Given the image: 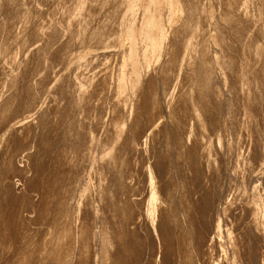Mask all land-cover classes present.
<instances>
[{
    "label": "bare ground",
    "instance_id": "obj_1",
    "mask_svg": "<svg viewBox=\"0 0 264 264\" xmlns=\"http://www.w3.org/2000/svg\"><path fill=\"white\" fill-rule=\"evenodd\" d=\"M58 1L62 16L33 27L32 74L18 73L25 31L0 45V264H264V95L247 76L264 85L259 44L257 65L224 52L220 4L212 23L204 0H115L98 25L99 0ZM226 176L250 188L239 214Z\"/></svg>",
    "mask_w": 264,
    "mask_h": 264
},
{
    "label": "rangeland",
    "instance_id": "obj_2",
    "mask_svg": "<svg viewBox=\"0 0 264 264\" xmlns=\"http://www.w3.org/2000/svg\"><path fill=\"white\" fill-rule=\"evenodd\" d=\"M56 1V2H55ZM66 1H68V2H66V3H68V5L67 6H69L70 5V7L73 5V1L72 0H66ZM70 1L72 2V3H70ZM105 1V2H104ZM107 1H108V3H107ZM195 2H197V0H194ZM201 1V2H200ZM200 1H198L196 4L197 5H199L200 3H202L203 1L202 0H200ZM215 1H216V4H215ZM224 0H220V2H219V0H212V2L214 3H210L211 2V0H204V2L206 3V7L207 6H209V7H207V10H208V8H209V10H208V12L211 10L212 12H210V14L211 15H208V16H210L211 18L209 19V21L211 20V19H213L214 20V22H215V19L219 16L220 17V15H221V17L222 16H225V18H226V16H228L229 17V15H230V18L229 19H231V20H226L224 17H222L225 21H223V23L225 22V25L223 24V23H221L222 21L221 20H219V17H218V19H216V25H215V23H213V21H210V22H212L214 25H212V26H215V28L216 27H219L220 29L216 32L215 31V29H214V27H212L211 26V28H213V30L211 29L210 30V27H208L209 25H211L212 23H208L207 21H208V18L209 17H207V20L205 21V19H203L204 21H205V23H207L206 25L204 24V21H202L203 22V24H204V31L206 30L205 29V26H206V28L207 29H209V31H207L208 33H211L212 31L214 32V34L215 33H221V35H222V32H223V34L226 36H224V35H222V36H224L225 38H223L224 39V41H223V39L221 38V35H219V37L221 38V39H219V37H218V40H219V42H220V40H221V42L223 41L224 43H221V44H219L218 43V45H220V46H225V43H228L229 42V47H231V48H229V50L227 49V46H228V44L225 46L226 48L225 49H227V51L226 50H224V52H228V51H231L233 54H234V52L233 51H235V55L234 56H236V54L238 55L236 58V60H237V62H240L241 60L242 61H244V58L242 59V57H243V54H242V49L243 48H245L244 49V51L246 52V53H248L247 51H250L251 52V50H252V55L250 56V58H251V60L252 61H254V63H256V65L257 64H260V65H258L257 66V68H259V70H260V68L262 67V66H264V57L263 58H261L260 59V57H257V56H254V54H253V49L256 47V46H254L255 44H259L258 46L259 47H261L262 48V50H263V54H264V24H262V23H264V16L262 17L263 19H261V16H262V14H264L263 12H262V9H263V7H264V0H261V3H262V5H261V3H259V0H255L256 1V3H257V5H255L256 3H254V2H252V0H250V2H249V13L247 12L246 14L244 13V11H246V10H243V11H241L242 12V14H240V10H242V9H239L241 6H238V3H236V2H238L237 0H230L231 1V3H230V1L228 2L227 0H225L224 2H223ZM235 1V2H234ZM21 2H23V3H21ZM57 2H59L58 0H14V1H12V0H0V27H3V28H0V40H1V42H0V45H2L3 47V49L6 51V47H8V48H12V47H15V45L13 46V44H15L14 42L16 41V40H18V38H19V36H21V34H23L24 33V31L26 32L25 33V36L26 37H28V39H29V41H31L30 43L28 42L27 43V47H28V51L26 50V53L28 52V54H30V55H32L33 56V59H32V56H30V55H28L27 54V56H26V59H28V61H26V62H28L27 64H28V66H29V68L27 67V64H26V68H25V64H24V62H22L23 64H21V66H22V68H21V66L18 68V66H19V64H17V68H18V73H20L21 74V77L23 78V77H25V74L24 73H26V76L28 77L29 75L28 74H32L31 72L32 71H30V70H32V68L34 67V63H36V61H37V58H36V55L34 56V54H33V49L32 48H34V46L37 44H35V43H33V41H35V37H34V34L32 33V30L35 28L34 26H36L39 22H40V19L41 20H45L44 18H49V16L51 17V13H52V11H53V13H56V14H58L59 15V17H61L62 16V12L61 11H59V13L58 12H56V11H58V7L56 8V5L58 6V3ZM200 2V3H199ZM203 2V3H204ZM223 2V3H222ZM232 2H234V3H232ZM2 3V4H1ZM115 3V0H99L98 2H96V6H95V13H94V16L95 17H93L94 19H93V21H95V22H93L95 25H98V23H102L103 21H102V19H104L105 21H106V14H107V18L108 19H110V20H113V18H112V16L111 17H109V14H111V12H112V10H113V4ZM217 3L218 4H220V5H218L219 7H218V9L220 8L221 9V12H219L220 14L218 15L217 14V12L214 14V11H215V9H217ZM225 3H229L230 5L232 4L234 7L233 8H235V5H236V8H238V10H239V13H238V10H236V8L234 9V10H232V12H231V9H233V8H229V6L230 5H227L226 4V6L229 8H226L223 4H225ZM253 3V4H252ZM23 4V5H22ZM39 4V5H38ZM44 4V5H43ZM56 4V5H55ZM72 4V5H71ZM107 4V5H106ZM195 4V3H194ZM196 4H195V6H196ZM210 4L212 5V6H210ZM252 4V5H251ZM26 5V6H25ZM55 5V6H54ZM88 5H90V2L88 3ZM213 5H214V8H213ZM216 5V6H215ZM231 5V6H232ZM240 5V4H239ZM255 5V7H253ZM260 5H261V7H260ZM21 6V7H20ZM53 6L56 8V10H55V8L53 9ZM108 6V7H107ZM200 6V8H201V6H202V4H200L199 5ZM199 6H197V7H199ZM221 6V7H220ZM251 6V7H250ZM3 7V8H2ZM73 7V6H72ZM111 7H113L112 8V10H111ZM196 7V8H197ZM225 7V8H224ZM19 8V9H18ZM103 8V9H102ZM214 9V11H213V9ZM252 8H254V10H252ZM257 10H256V9ZM25 9V10H24ZM72 9V8H71ZM219 9V10H220ZM223 9H226L225 11H226V13H227V11H228V15L225 13V12H223L224 10ZM244 9V8H243ZM259 9V10H258ZM99 10V11H98ZM111 10V11H110ZM198 10V11H197ZM251 10H252V12H251ZM264 10V9H263ZM20 11V12H19ZM51 11V12H50ZM100 11H102V12H100ZM108 11V12H107ZM195 11H197L198 13L201 11H199V9H194V15H196L197 16V14L198 13H196L195 14ZM216 11H218V10H216ZM230 11V12H229ZM233 11H237L236 12V14L233 12ZM253 11H257V13H254ZM260 11V12H259ZM7 12H8V14H7ZM24 12V13H23ZM31 12V13H30ZM50 12V13H49ZM98 12H99V14H98ZM110 12V13H109ZM250 12H251V14H250ZM258 12H259V14H258ZM262 12V13H261ZM23 13V14H22ZM52 13V16H56V14H53ZM109 13V14H108ZM222 13H224L223 15H222ZM230 13H232V14H230ZM234 13V14H233ZM244 13V14H243ZM19 14V15H18ZM34 14V15H33ZM66 15H67V13H65ZM96 14V15H95ZM113 14V13H112ZM249 14V15H248ZM253 14H258V15H254V16H252ZM105 15V16H104ZM199 15V14H198ZM216 15V16H215ZM218 15V16H217ZM233 15V16H232ZM235 15V16H234ZM261 15V16H260ZM2 16V17H1ZM4 16V17H3ZM21 16V17H20ZM27 16H28V18H27ZM43 16V17H42ZM239 16H241V17H239ZM252 16V17H251ZM34 17V18H33ZM216 17V18H215ZM247 19H246V18ZM250 17V18H249ZM257 17V18H256ZM39 18V19H38ZM43 18V19H42ZM99 18V19H98ZM249 18V19H248ZM254 18V19H253ZM8 19V20H7ZM228 19V18H227ZM235 19V20H234ZM241 19V20H240ZM15 20V21H14ZM17 20V21H16ZM30 20V21H29ZM39 20V21H38ZM217 20H218V22H220L219 24L217 23ZM240 20V21H239ZM243 20V21H242ZM253 20V21H252ZM261 20V21H260ZM104 21V22H105ZM228 21V22H227ZM252 21V22H251ZM260 21V22H259ZM263 21V22H262ZM2 22V23H1ZM6 24H5V23ZM12 22V23H11ZM27 22H29V23H27ZM36 22V23H35ZM98 22V23H97ZM232 22H234V23H232ZM236 22V23H235ZM241 22V23H240ZM245 22H247V23H245ZM255 24H254V23ZM9 23H11V24H9ZM27 23V24H26ZM229 23H230V25H229ZM243 23V24H242ZM252 23V24H251ZM32 24V25H31ZM226 24H227V26H226ZM239 25V27L238 28H240V27H242V28H240V29H238V28H236V26L237 25ZM241 24V25H240ZM9 25V26H8ZM28 25V26H27ZM208 25V26H207ZM224 26V28H222L221 29V27H223ZM236 25V26H235ZM245 25V26H244ZM247 25H249V26H247ZM7 26V27H6ZM18 26V27H17ZM94 26V25H93ZM225 26H226V28H225ZM254 26V27H253ZM262 26V27H261ZM34 27V28H33ZM235 27V28H234ZM248 27H250V28H248ZM257 29H256V28ZM14 28V29H13ZM24 28V29H23ZM246 28H248V29H246ZM255 28V29H254ZM4 29V30H3ZM104 29V28H103ZM106 29H108V26H107V28ZM106 29H104V30H106ZM232 29H234V32L232 31L231 32V30ZM236 29V30H235ZM244 30V29H246V31L244 32V31H241V30ZM260 29H262V31L260 30ZM16 30H17V32H16ZM29 30H31V31H29ZM247 30H248V34H244V33H247ZM255 30V31H254ZM257 30H259V31H257ZM225 31V32H224ZM235 31H239V32H241V33H243L242 34V37L240 38V34H238V33H236ZM249 31L250 32H252L251 34H249ZM8 32H9V34H8ZM15 32V33H14ZM32 34H31V33ZM213 32H212V34H213ZM229 33V34H228ZM13 34V35H12ZM29 34V35H28ZM232 34V35H231ZM260 34V35H259ZM7 35H9V36H7ZM16 35V36H15ZM237 35H239V38H238V36ZM248 35H251L252 37H250V38H252L251 40L253 41L254 40V42H252V43H250V39H249V36ZM253 35H255V36H253ZM263 35V36H262ZM4 36V37H3ZM7 36V37H6ZM235 36V37H234ZM10 37V38H9ZM15 37V38H14ZM18 37V38H17ZM228 37V38H227ZM248 37V39H249V41L247 40H245V38H247ZM5 38H6V40H5ZM237 38H238V40H237ZM244 38V39H243ZM4 41H3V40ZM14 39V40H13ZM33 39V40H32ZM59 39H61V41L63 40H66V36L62 39V37L61 38H59ZM59 39L58 40H56V43H60V44H62V42L61 41H59ZM226 39V40H225ZM228 39H230V40H228ZM260 40V42L259 41H256V40ZM237 40V41H236ZM245 40V41H244ZM263 40V41H262ZM76 43H75V42ZM225 41H227V42H225ZM231 41V42H230ZM242 41V42H241ZM3 42H4V44H3ZM218 42V41H217ZM239 42V43H238ZM243 42H247L246 44L248 45V50H247V47L245 46L244 47V45H246L245 43H243ZM248 42L251 44H248ZM256 42V43H255ZM11 43V44H10ZM54 44L55 46L57 45V47L60 45H58V44ZM75 43V44H74ZM211 43H212V41H211ZM210 43V44H211ZM231 43L233 44L232 46H234V47H232V46H230L231 45ZM237 43V44H236ZM242 43V44H241ZM73 44V45H72ZM72 47L74 48V49H76V50H74V51H78L79 50V48L78 47H80V42L78 43L77 41H76V39L74 40L73 39V42H72ZM80 44V45H79ZM214 44H216V46L219 48L220 46H218L217 45V43H215L214 42ZM213 43H212V47L213 46H215ZM244 44V45H243ZM6 45H8V46H6ZM10 45H12V46H10ZM30 45V46H29ZM53 45V47H55ZM70 45V46H71ZM241 45H243V46H241ZM250 45V46H249ZM61 46V45H60ZM240 46V47H239ZM254 47L253 49H252V47ZM5 47V48H4ZM30 47H32V48H30ZM221 48V47H220ZM233 48H236V49H234L233 50ZM250 48V49H249ZM32 49V50H31ZM9 50V49H8ZM30 51H32L31 53H30ZM241 51V52H240ZM230 52V53H231ZM229 53V52H228ZM227 53V54H228ZM229 53V54H230ZM231 53V54H232ZM240 53L242 54V56L240 55ZM228 54V55H229ZM246 55V54H245ZM24 56V53L22 54V57ZM29 56V57H28ZM52 56H53V58H55L56 57V54L54 53V54H52ZM247 56V55H246ZM241 57V58H240ZM254 58V59H253ZM260 59L261 60V62L259 61V60H257V59ZM31 59H32V61H31ZM241 59V60H240ZM263 59V60H262ZM36 60V61H35ZM240 60V61H239ZM29 61H30V63H29ZM33 61H35V62H33ZM263 61V62H262ZM32 62H33V64H32ZM54 62H57L56 60H54ZM257 62H260V63H257ZM55 64H57V63H55ZM237 65L236 66H238V64L239 63H236ZM262 65V66H261ZM24 66V67H23ZM32 68H31V67ZM58 67V66H57ZM17 68H16V71H17ZM23 68H25L24 69V71H22L23 70ZM59 68V67H58ZM30 71H28V70ZM236 70H237V68H235ZM230 69H227V71H229ZM238 70H239V67H238ZM238 70H237V74L235 73V77H236V75H239V73H238ZM28 71V72H27ZM2 72V73H1ZM231 71H229V72H227V73H229L228 74V76H229V78H231L230 80H229V82H228V84H233V82H234V80H233V82H232V79L234 78V76H233V73H230ZM236 72V71H235ZM255 73H256V76H255ZM258 73L259 74H261V75H258ZM258 73L257 72H248L247 73V76H249V78H250V80H248V81H250L249 83L250 84H248L251 88H252V86H253V90H252V92H256V93H261V94H263L264 95V89H262L263 87H264V85H263V81H262V72H261V70L260 71H258ZM232 74V75H231ZM254 76H252V75ZM2 75H4V73H3V70H1L0 71V86H2V82H3V84H5V75L4 76H2ZM233 78H232V77ZM246 76V77H247ZM251 76V77H250ZM253 77V78H252ZM263 77H264V75H263ZM257 78V79H256ZM258 78H260V80H258ZM257 80L256 82H255V80ZM21 82V83H20ZM25 83L21 78H20V81H19V85H18V87H20V88H22V90H23V86H26V83H25V85L23 84V83ZM232 82V83H231ZM233 85H234V87H233ZM231 87H228V91L230 90L229 88H232L233 87V89H236L235 88V84H233ZM237 85V84H236ZM248 85L246 86V84H245V86L246 87H248ZM257 87L258 86V88H260L261 89V91L263 92H260V89H259V91H258V89L257 90H255L254 89V87L255 86ZM228 86H230V85H228ZM3 87H5V85L3 86ZM20 88H14V90L16 91V93L14 92V91H12L14 94H15V96H16V98H14V100L15 101H12L13 102V106H16V105H19L22 101L21 100H23V98L25 97V95H26V90H24V91H22V90H20ZM4 90H5V88H4ZM6 90H7V88H6ZM5 90V92L7 93L8 92V90L6 91ZM20 91H22V93L20 92ZM228 91H227V93H228ZM18 92L20 93L19 95H18ZM254 92V93H255ZM9 93V92H8ZM7 93V94H8ZM231 93H232V95H233V93H234V97L235 98H237L235 95L237 94V92H236V90H234V92L232 91H229V95H231ZM25 94V95H24ZM21 95H23L21 98L19 97V96H21ZM238 95V94H237ZM14 96V97H15ZM234 98V99H235ZM18 99V100H17ZM264 99V98H263ZM236 100V99H235ZM18 101V102H17ZM20 101V102H19ZM264 101V100H263ZM263 104H264V102H263ZM262 120V119H261ZM39 130V129H38ZM228 174V173H227ZM227 177V176H226ZM228 179V177L227 178H225V181H224V183L226 184V183H228L231 179H232V182L230 181V183H232V184H230V185H232V188L234 189H232V192H233V194L235 195V201H234V204H233V206H232V208H231V210H230V212L232 211V210H234V211H232V212H235L236 210H240V213H241V209H240V207H238V206H241V204L244 202V200H242L243 198H245V196L248 194V191L250 192V188H249V186H248V188H247V192H246V195H245V189L243 188V190H241L240 189V187L238 188L237 187V185L236 184H234L233 183V178H231L230 180H228V182L226 181ZM234 182H235V180H234ZM236 189V190H235ZM238 189H239V191H238ZM238 191V192H237ZM243 192H244V194H243ZM237 196V197H236ZM242 196V197H241ZM241 199V200H240ZM240 202V204L238 203V201ZM242 202V203H241ZM237 204V205H236ZM239 204V205H238ZM235 205V206H234ZM233 207H236V208H233ZM239 208V209H238ZM236 209V210H235ZM238 211H236L237 212V214H239V212Z\"/></svg>",
    "mask_w": 264,
    "mask_h": 264
}]
</instances>
